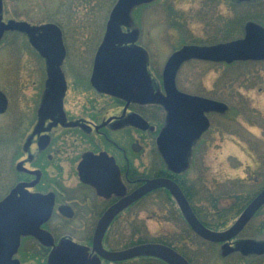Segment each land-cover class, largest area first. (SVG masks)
Returning <instances> with one entry per match:
<instances>
[{
    "label": "flooded vegetation",
    "instance_id": "af4514ba",
    "mask_svg": "<svg viewBox=\"0 0 264 264\" xmlns=\"http://www.w3.org/2000/svg\"><path fill=\"white\" fill-rule=\"evenodd\" d=\"M158 1L162 0H115L101 39L96 49L90 51L89 65L85 49L68 48L66 35L71 31L76 35V26L66 32L56 21H30L17 8L7 9L5 0H0V22L5 26L0 46L4 53L18 54L14 61L9 56L7 60L4 58L0 75L5 82L14 83L13 93L17 96L13 99L9 89H0L7 100L6 110L0 116L6 119L5 124L9 121L14 124L10 131L3 130V149L8 150L9 156L4 157L0 172V206L4 208L0 219V264H163V259L150 255L111 260L94 250L95 232L107 210L150 179L168 178L175 182L195 214L192 194L189 189V194H185L173 177L185 180L198 158L204 164L215 133L214 120L219 117L232 122V108L222 98L210 94L213 88L204 89L207 91L204 93L185 91L179 74L186 65L246 64L262 66L257 73L264 77V57L222 61L192 57L175 66L172 74L175 90L203 102L199 129L180 145L175 163L173 149H164L160 144L169 127L165 69L170 59L185 48H213L245 39L264 41V0L194 1L188 12L203 23L206 34L199 41L190 39L191 43L185 37L187 41L171 50L162 67L153 65L150 50L141 42L143 29L136 19V14ZM176 2L163 0L167 12L163 24L167 25L166 33L183 34L185 16L192 15L181 14ZM111 12L115 14L113 18ZM113 26L116 39L127 45H112ZM50 27L59 30L56 42L63 48V55L58 61L49 58L47 46L39 39ZM69 37L73 38L70 34ZM121 48L135 51L141 59L138 77L123 94L105 90L93 81L97 66ZM52 55L54 59L58 57ZM199 81L198 76L195 83ZM199 84L204 88L201 81ZM8 137L15 138L16 143L7 141ZM263 188L264 179L255 194L235 195L239 202L233 209L232 204L217 206L216 195L209 194L214 211L210 226L202 225L214 233L227 230L231 222L223 223L219 216L230 217L236 212L238 217ZM153 197H165L166 202L178 207L165 188L146 193L109 220L101 238L103 250L121 252L140 245L160 244L146 241L152 237H136V232L147 234L146 225L137 218L142 211L149 210L146 204ZM176 213L172 212V216H177L182 226L179 232L163 234V240L169 239L176 246L185 242L191 251L195 239L201 238L188 224V232L195 237L184 236V217L179 207ZM206 242L216 248L214 253L224 264H263L264 204L233 238ZM256 245L262 248L261 252L252 250ZM244 246L250 250L244 252Z\"/></svg>",
    "mask_w": 264,
    "mask_h": 264
},
{
    "label": "rangeland",
    "instance_id": "374dc122",
    "mask_svg": "<svg viewBox=\"0 0 264 264\" xmlns=\"http://www.w3.org/2000/svg\"><path fill=\"white\" fill-rule=\"evenodd\" d=\"M114 1L5 0V4L7 9L15 7L20 13L23 12L30 21H56L64 27L66 32H68V28L76 26L78 35H72L73 31L69 33L73 38L69 37L68 33L66 35L68 48L70 50L85 49L89 55L90 51L96 49L101 39ZM194 1L198 0H177V8L181 14L192 15L188 11L191 8L190 4ZM166 14L163 0L158 1L144 12L142 10L136 14V19L143 29L141 42L150 50L153 65L159 67L164 65L176 45L179 46L183 41L185 42V37L188 38L186 41L191 43L190 39L199 41L206 34L205 26L201 21L195 20L193 15L185 16L184 14L187 21L184 22L183 34L175 31L166 33L167 25L163 24ZM112 29V45H127L116 39L115 27L113 26ZM75 36H77V41H74ZM1 48L2 46H0V75L2 76L4 58L7 60L9 56L14 61L18 54L4 53ZM89 56L88 63L90 65L92 57ZM261 67L246 64L225 67L200 63L191 67L186 65L179 74V81L185 84L183 87L185 91L204 93L207 92L206 89L213 88L210 94L215 95L217 99L222 98L232 108L230 112L232 122L229 119L215 118V133L210 141L209 151L204 157L205 162L201 165L200 159H196L185 178V183L190 187L188 189L192 194V204L197 207H206L204 212L214 211L213 202L208 199L209 194L216 195L214 199L217 206H228L235 200L234 194H253L264 179V173H262L264 171V77H260L257 73ZM198 76L204 88L200 86V81L195 83ZM13 87V82H5L0 79V89H9V92L12 93L11 97L16 99ZM5 121L6 119L0 116V172L4 166V157L9 156L6 155L8 150L3 149L5 142L3 130L10 131L14 125L10 121L5 124ZM7 141L16 143L13 137H8ZM146 206L149 210L142 211L137 219L144 222L147 234L136 232V237L160 238L163 237V234L179 232V227L182 225L178 224L177 216H172V212L177 214L176 204L166 202L165 197L163 199L153 197ZM236 214V212L231 213L229 222L234 221ZM136 226H139L138 222H136ZM189 241L190 239L187 243ZM195 243L192 247L193 250L190 251L193 252L190 256L193 255L194 264H224L218 254L214 253L216 248L214 249L208 243L197 239H195Z\"/></svg>",
    "mask_w": 264,
    "mask_h": 264
},
{
    "label": "water",
    "instance_id": "95a60500",
    "mask_svg": "<svg viewBox=\"0 0 264 264\" xmlns=\"http://www.w3.org/2000/svg\"><path fill=\"white\" fill-rule=\"evenodd\" d=\"M115 16L111 12L112 16ZM5 26L0 22V36ZM59 30L57 28H46L39 36L41 42L47 46V52L51 60H60L63 55V48L56 42ZM53 53L58 57H52ZM200 57L215 61L232 60L244 57H264V41L255 43L251 39L229 44L216 45L213 48H185L175 54L169 61L165 69V85L169 97V127L160 138V144L164 149H173V162L179 157L180 145L192 138L199 129V110L203 102L192 96L178 93L172 85V74L175 66L186 58ZM141 71V59L138 54L126 48L116 50L107 56L96 68L93 81L98 83L103 89L115 91L123 94L126 92L128 84L138 77ZM7 100L0 91V114L6 110ZM158 188H165L176 200L185 220L190 228L202 239L209 242H225L236 236L248 223L254 213L264 204V188L249 202L245 209L238 216L236 221L225 231L214 233L207 229L197 219L191 210L185 196L178 185L168 178H154L147 180L140 188L136 189L129 196L120 200L111 207L98 223L95 232L94 250L104 258L111 260L126 259L139 255H150L163 259L168 264H189L185 258L162 244L140 245L121 252H108L101 247V238L106 224L119 210L138 200L141 196ZM4 208L0 206L1 212ZM1 228V225H0ZM248 247L243 251H249ZM255 252H261L258 245L252 248Z\"/></svg>",
    "mask_w": 264,
    "mask_h": 264
},
{
    "label": "trees",
    "instance_id": "16d2710c",
    "mask_svg": "<svg viewBox=\"0 0 264 264\" xmlns=\"http://www.w3.org/2000/svg\"><path fill=\"white\" fill-rule=\"evenodd\" d=\"M173 179L181 186V188H182V190H183V192L185 193V194H189V192L187 191V189L188 188H190V187H188V186H186V184H184V177H181V176H174L173 177ZM181 179H183V180H181ZM256 192H254L253 194H255ZM167 194V196H168V193H166ZM234 195H238V194H234ZM238 198V197H237ZM192 200H193V198H192ZM248 200V199H247ZM239 201L238 200H236V198H235V200L233 201V203H232V205L231 206H233L232 207V209L236 206V204L238 203ZM245 203H247V202H245ZM193 209H194V211H195V214H196V216H197V218H198V220L203 224V225H205L207 228L210 226V221H211V219H212V214L210 213V212H204V209H206V207H197V206H194L193 205ZM226 215H222L221 217L219 216V218H220V220H222V222L224 223V222H228V221H230L231 220V218L230 217H227L226 216V218H224ZM183 220H184V218H183ZM189 229H188V227H187V223H186V221L184 220V236H186V237H191V235L192 236H194L195 237V235H193V234H189ZM147 240H150L151 242H157V243H160V244H166L167 246H169V247H171V248H173L176 252H178L180 255H182L183 257H185V258H187L189 261L188 262H190L191 264H193L192 263V261L194 262V258L192 257V256H190V248L185 244V242H183V244H179L178 246H176V245H173L172 243H171V241H166V240H163V237H160V238H154V237H152V239H146V241ZM200 241L202 242V239H200ZM137 242H140V241H137ZM203 242H204V240H203ZM205 243H207L206 241H205ZM163 264H167V263H165L164 261H163Z\"/></svg>",
    "mask_w": 264,
    "mask_h": 264
}]
</instances>
